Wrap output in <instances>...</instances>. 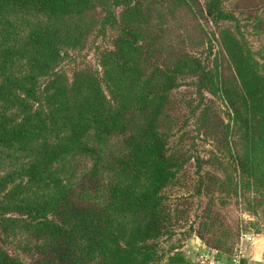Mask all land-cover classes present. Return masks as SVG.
Wrapping results in <instances>:
<instances>
[{
    "label": "trees",
    "instance_id": "trees-1",
    "mask_svg": "<svg viewBox=\"0 0 264 264\" xmlns=\"http://www.w3.org/2000/svg\"><path fill=\"white\" fill-rule=\"evenodd\" d=\"M182 8L195 19L234 18L220 0L205 13L198 0H0V264H25L12 243L30 264H187L159 249L186 212L169 194L191 159L172 92L186 76L198 92L207 88L212 69L174 37L170 17ZM223 36L231 73L222 63L215 73L239 134L202 99L187 105L214 144L208 157L195 156L210 181L201 174L194 188L223 190L206 164L242 197L253 179L264 190V65ZM91 37L109 42L97 47L101 71L68 77L60 64ZM209 230L211 239L197 233L205 247L232 248L230 231Z\"/></svg>",
    "mask_w": 264,
    "mask_h": 264
},
{
    "label": "rangeland",
    "instance_id": "rangeland-1",
    "mask_svg": "<svg viewBox=\"0 0 264 264\" xmlns=\"http://www.w3.org/2000/svg\"><path fill=\"white\" fill-rule=\"evenodd\" d=\"M208 1L198 0L203 13H205L204 8ZM220 5L234 17L232 20L215 22L206 14L195 19L190 10L185 8L170 17L169 25L174 28V37L181 43L183 50L198 57L205 67L212 69V72L209 75L210 82L207 88L200 92L197 91L196 80L193 76L181 78L180 86L172 92V96L179 101V123L182 126L184 122L183 129L186 131L181 147L188 151L187 155L191 159L185 164V171H181V176L179 174L181 187H175L169 194V201L176 205L178 211L186 212L174 225L173 233L161 238L159 249L164 254L186 253L187 250L192 249L197 258L202 250L210 248L215 253V257L225 256L230 259L240 254L243 243L252 239L264 240V190L262 187L257 188L254 179L249 188L241 187L242 197H233L227 192L230 189V179L226 178V172L224 173L221 168L217 169V167L204 164L202 172L213 173L219 180L223 179L226 184L223 190L217 188L218 190L215 189L210 193L209 189L212 187H208L207 190L201 192V195L195 194L194 185L198 183L199 176L202 174L196 170L195 156L208 157L209 153L214 151V144L211 138L205 137L198 129L196 122L198 111H195V115L189 116L187 105L190 103L195 105L202 99L204 105L210 109V115H217L228 126L232 136L239 134L238 125L232 120L230 109L219 90L215 73L220 69L217 67L220 63L227 77L231 73V67L227 65L224 33L230 32L234 35L245 49H248L252 56L264 65V0H220ZM105 41L106 39L102 37H91V43L85 48L69 50V55L60 64L61 69L66 71L68 77H71L73 70L82 67H90L100 72L98 51L102 47L109 46V42ZM179 133L176 131V135ZM231 178L234 183L232 173ZM202 179L204 184L210 181L209 175L202 174ZM183 183L186 185L182 186ZM213 188L216 187L213 186ZM182 197L188 199L187 203ZM208 210L209 214L206 215ZM208 228L215 230L216 233L222 232L220 233L222 238H225L227 232L230 231L232 236L229 241L231 240L232 248L222 250L210 245L205 247V241L197 233L201 231L205 239H211V230ZM200 246L203 248L196 251L195 248ZM8 247L12 252L17 251L25 264H30L31 258L21 252L17 244L12 243Z\"/></svg>",
    "mask_w": 264,
    "mask_h": 264
},
{
    "label": "crops",
    "instance_id": "crops-1",
    "mask_svg": "<svg viewBox=\"0 0 264 264\" xmlns=\"http://www.w3.org/2000/svg\"><path fill=\"white\" fill-rule=\"evenodd\" d=\"M199 248H195V250L199 251L203 247L200 246ZM181 255L187 264H195L196 257L192 249L187 250L186 253H181ZM215 264H264V240L252 239L243 243L239 255L230 259L225 256H218Z\"/></svg>",
    "mask_w": 264,
    "mask_h": 264
},
{
    "label": "built area",
    "instance_id": "built-area-1",
    "mask_svg": "<svg viewBox=\"0 0 264 264\" xmlns=\"http://www.w3.org/2000/svg\"><path fill=\"white\" fill-rule=\"evenodd\" d=\"M215 263H216L215 253L210 248L202 250L198 254V257L196 258V262H195V264H215Z\"/></svg>",
    "mask_w": 264,
    "mask_h": 264
}]
</instances>
